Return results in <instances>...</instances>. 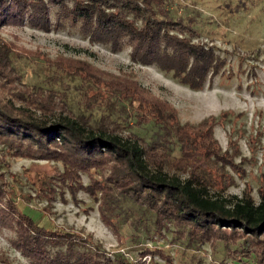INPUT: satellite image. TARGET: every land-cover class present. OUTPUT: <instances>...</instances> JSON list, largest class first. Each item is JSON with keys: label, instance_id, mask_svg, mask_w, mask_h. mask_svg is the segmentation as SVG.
I'll return each instance as SVG.
<instances>
[{"label": "trees", "instance_id": "16d2710c", "mask_svg": "<svg viewBox=\"0 0 264 264\" xmlns=\"http://www.w3.org/2000/svg\"><path fill=\"white\" fill-rule=\"evenodd\" d=\"M168 1L0 0V26L20 22L49 31L67 23L78 25L92 41L115 51L130 46L134 62L157 65L179 82L201 89L223 73L228 58L214 38H200L194 21L171 15L165 7ZM10 49L0 41V70L12 68ZM76 66L83 79L102 83L96 96L108 105L126 99L135 107L137 124L155 122L153 136L125 133L118 119L106 122L108 117L102 116L96 121L75 113L65 96L53 103L45 92L50 104L30 108L34 101L21 97L27 106H16L12 98L0 95V140L13 154L62 160L73 174V179L58 182L62 193L67 188L76 198L82 189L87 191L99 202L103 221L115 231L122 226V200L130 199L154 213L158 227L174 223L182 235L202 241H242L235 251L264 264V186L258 197L249 189L240 195L226 192L232 175L225 169L231 167L241 176L246 170L236 154L222 150L214 135L222 116L197 125L182 123L170 102L137 80L89 63ZM176 147L181 151L177 156ZM93 169L102 178L84 184L82 173ZM3 191L0 182V224L16 229L15 245L34 264H142V256L163 253L158 246H147L138 260L124 252L112 254L92 234L88 240L81 233L43 225L11 199L4 204ZM45 192L55 197V190ZM239 231L243 235H237Z\"/></svg>", "mask_w": 264, "mask_h": 264}, {"label": "rangeland", "instance_id": "374dc122", "mask_svg": "<svg viewBox=\"0 0 264 264\" xmlns=\"http://www.w3.org/2000/svg\"><path fill=\"white\" fill-rule=\"evenodd\" d=\"M165 7L173 16L194 21L200 38H214L228 58L223 73L203 88L193 89L157 65L134 62L130 46L115 51L108 44L92 41L78 25L67 23L47 31L19 22L0 26V41L11 48L12 64V68L0 70V95L12 98L16 106H27L21 97L34 101L30 108L50 104L45 92L53 103L65 96L75 113L96 121L102 116L108 117L106 122L118 119L125 133L137 132L150 139L157 124H137L135 107L126 99L108 105L96 96L102 83L89 81L85 75L83 79L76 65L87 67L89 63L121 78H132L170 102L182 123L197 125L208 117L222 116L214 135L222 150L236 154L235 160L246 170L241 176L231 167L225 169L232 175L226 192L240 195L249 189L258 197L264 186V0H169ZM173 152L181 154L178 147ZM212 174L221 179L220 174ZM72 175L62 160L14 155L0 140L3 203L11 199L43 225L85 237L92 234L112 254L124 252L134 260L147 246H158L163 252L142 256V264H256L235 251L244 245L242 241H202L182 235L174 223L158 227L155 214L130 199L122 200V226L115 231L103 221L99 202L87 191L82 189L76 198L67 188L62 193L58 182L71 180ZM93 177L102 178L99 170L84 172L81 179L88 184ZM45 190H55V197ZM15 237L16 229L0 224V264H34L15 245Z\"/></svg>", "mask_w": 264, "mask_h": 264}]
</instances>
